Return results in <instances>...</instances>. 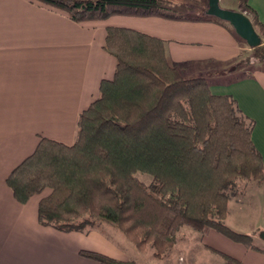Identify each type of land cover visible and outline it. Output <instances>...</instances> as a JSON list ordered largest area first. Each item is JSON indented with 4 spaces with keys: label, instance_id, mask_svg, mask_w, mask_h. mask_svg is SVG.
Here are the masks:
<instances>
[{
    "label": "trees",
    "instance_id": "1",
    "mask_svg": "<svg viewBox=\"0 0 264 264\" xmlns=\"http://www.w3.org/2000/svg\"><path fill=\"white\" fill-rule=\"evenodd\" d=\"M36 1L78 23L114 16L215 19L205 14L209 0ZM252 23L264 37V28ZM104 49L116 60L114 77L102 81L99 97L79 115L72 145L43 138L8 176L16 200L26 204L49 190L39 203L41 225L89 233L106 223L139 251L152 246L156 257L175 246L184 227L216 231L264 252L251 235L226 224L237 182L264 178L252 141L254 121L232 96L213 94L206 79L184 77L161 39L110 27ZM253 51L264 61L263 45ZM80 255L97 264H138L90 251Z\"/></svg>",
    "mask_w": 264,
    "mask_h": 264
},
{
    "label": "crops",
    "instance_id": "2",
    "mask_svg": "<svg viewBox=\"0 0 264 264\" xmlns=\"http://www.w3.org/2000/svg\"><path fill=\"white\" fill-rule=\"evenodd\" d=\"M232 1L237 11L264 28V0ZM215 19L114 16L78 23L36 0H0V264H97L83 258L81 251L135 260L122 239L107 229L67 233L41 225L39 203L50 191L22 204L7 185L8 176L35 152L41 139L74 143L79 115L99 97L102 81L114 77L116 60L104 49L110 27L163 40L169 61L179 65L186 78L218 76L211 92L232 96L254 121L252 141L264 167V70L235 77L243 71L236 63L248 45L228 23ZM255 29L264 46L263 35ZM214 232L203 234L201 242L222 253L205 244L204 236L217 237ZM217 234L228 249L247 257L253 252ZM256 252L254 264H264V252Z\"/></svg>",
    "mask_w": 264,
    "mask_h": 264
},
{
    "label": "rangeland",
    "instance_id": "3",
    "mask_svg": "<svg viewBox=\"0 0 264 264\" xmlns=\"http://www.w3.org/2000/svg\"><path fill=\"white\" fill-rule=\"evenodd\" d=\"M220 5L227 10L237 11L238 9L232 0H220ZM246 48L240 60L236 63L243 66L241 69L243 71H239L235 77L251 75L257 70H264V61H256L253 49L248 46ZM203 76L209 83L210 89L212 81L220 79L218 76L211 74ZM138 176L146 183L151 181V177L147 175L138 174ZM232 193L229 202V218L226 220V224L236 232L251 235L254 245L264 248V242L261 239V234L264 233V178L262 180H239ZM103 229L118 235L126 245L125 247H129L133 253V255L131 253L129 255L135 260L129 261L138 264H235L205 247L201 242L203 233L189 227H184L178 232L175 246L161 257H156L155 249L152 246H148L145 251H139L121 231L111 225L100 223L97 230ZM214 233L213 235L222 237L217 234L218 232ZM217 237L204 236L205 244L218 248L222 253H229L240 264H254V260L257 259L255 250L247 257L239 250L228 249L221 238Z\"/></svg>",
    "mask_w": 264,
    "mask_h": 264
},
{
    "label": "water",
    "instance_id": "4",
    "mask_svg": "<svg viewBox=\"0 0 264 264\" xmlns=\"http://www.w3.org/2000/svg\"><path fill=\"white\" fill-rule=\"evenodd\" d=\"M206 14L209 17L228 23L236 35L245 41L251 49L262 45V38L246 14L239 11L223 9L220 5V0H209ZM261 239L264 241V233L261 234Z\"/></svg>",
    "mask_w": 264,
    "mask_h": 264
}]
</instances>
